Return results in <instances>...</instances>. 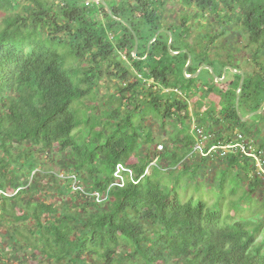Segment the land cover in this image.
Segmentation results:
<instances>
[{"label": "trees", "instance_id": "16d2710c", "mask_svg": "<svg viewBox=\"0 0 264 264\" xmlns=\"http://www.w3.org/2000/svg\"><path fill=\"white\" fill-rule=\"evenodd\" d=\"M168 1L181 7L178 22L164 21ZM103 2L106 7L96 0H0V225L7 224L5 233L0 232V264L30 259L34 264H264V241H256L262 223L222 226L219 212L201 201L182 202L176 185L170 189L160 179L163 166L196 157L195 132L185 124L187 100L176 91L197 106L206 103L203 96L229 105L218 110L210 104L204 112L203 118L216 128L209 146L232 142L223 129L232 135L245 126L234 106L239 75L228 70L230 78L226 75L222 82L208 70L194 79L183 76L188 55L187 75L204 65L219 79L225 67L240 70L210 57L215 38L232 26L242 29L256 47L251 59L259 67L244 73L239 113L246 116L264 107V0ZM207 14L219 24V32L214 33ZM159 30L171 34V46L162 32L147 53ZM232 35L224 37L223 48ZM130 76L133 83L115 94L123 101L128 93V109L123 116L107 118L111 131L104 134L105 123L86 111L83 101L99 89L103 77L125 84ZM169 89L173 92L163 93ZM79 106H85L88 116L76 138ZM260 116L264 119V113ZM145 117H156L162 127L167 118L173 119L177 131L162 152H154V133L145 127ZM209 123L199 127L211 128ZM53 152L61 154L57 170L40 169V158ZM155 157L157 164L144 176ZM198 158L193 170L182 165L178 176L186 172L193 179L204 171L208 157ZM219 161L254 170L255 177L264 179L251 157L229 152ZM117 164L129 167L139 182L112 186ZM72 179L82 182V194L73 191ZM93 193L104 194V200L96 203ZM58 197L75 202L57 204ZM4 236L8 243L3 250Z\"/></svg>", "mask_w": 264, "mask_h": 264}, {"label": "rangeland", "instance_id": "374dc122", "mask_svg": "<svg viewBox=\"0 0 264 264\" xmlns=\"http://www.w3.org/2000/svg\"><path fill=\"white\" fill-rule=\"evenodd\" d=\"M97 1V0H96ZM167 8H170L169 12L165 13L164 21L165 23L168 22H178L177 15L179 14L180 5L168 1ZM182 13V12H180ZM208 21L212 25V30L214 33L219 32L220 26L217 22H215L214 18L206 15ZM3 18V15L0 14V20ZM202 23H206L205 21H202ZM236 33L233 34L232 33ZM232 35L229 41V45H225L226 47H222V41L224 37H229L230 34ZM214 46L212 47L210 57L211 59H218L223 62L230 61L231 63L235 64L240 68V72L243 74L245 72H258L259 67H257V64L253 62V59L251 54L256 49V47L249 43L248 37L246 33L240 29L236 28L235 26H232L231 29L227 31V33L224 36H220L215 38L213 41ZM261 60L264 61V55L261 57ZM131 73L133 72V69L129 68ZM228 71V70H227ZM226 71L227 79L230 78V73ZM231 72V71H230ZM223 73V71H222ZM233 73V72H232ZM135 75V73H134ZM133 76V75H132ZM128 79L125 84L120 82L116 77H103L102 80L99 83V89L96 90L92 96L84 99L83 105L87 106L86 111H89V113L93 112L95 117L101 124L103 125V131L104 134H107L111 131V128L109 126H106L107 123H111L107 121V118L114 119L116 114L123 116L127 109H128V103L125 100L128 98V93H123L124 100L121 101L117 97H115V94L122 93V89H125L128 85L133 83V80ZM189 76V75H187ZM206 80V79H205ZM152 83V80L148 82V84ZM222 89V85H220ZM139 91L144 92L142 88H138ZM169 93L173 92L171 89L163 91V93ZM177 92V97L179 99L185 98L187 100V110H188V118L185 120V124L190 126V129L193 131L194 126H199L202 123L208 125V119L203 118L205 115V110L208 109L209 105L213 104L215 109H222V108H229V105H225L222 101H220L217 97H213V99H205V97H202L201 102H206L203 106H197L195 105V100L189 99L187 96L184 97V94H180V91ZM117 98V99H116ZM144 99V95L141 97ZM184 100V99H183ZM162 104V103H161ZM85 106H79L78 115H79V122L81 123L85 117L88 116L85 113ZM96 109H94V107ZM212 106V109H213ZM144 111L147 110V107H143ZM149 109V108H148ZM184 113V112H183ZM217 113H214L213 116L215 118V115ZM156 116V115H155ZM246 117V116H242ZM138 120L142 119V116L140 114L137 115ZM173 119L167 118L165 120V125L162 127L161 123L158 122L156 117H145V127H149L153 133H154V142L157 144H161L162 146L168 142L170 136H174V134L177 131V128H172L171 121ZM167 122V123H166ZM244 123V127L241 129H237L233 131L232 135L229 130H224L222 132V135H226L225 138L234 139L237 134H241L244 137V141L250 145V150L257 154V152H260L257 154V158L260 159L261 162L259 163V166L255 163L256 168L258 171L264 175V119L263 116L255 115L251 117L249 120H247ZM81 126L74 132V136L77 138L81 131H83V128L85 127L84 123L80 124ZM209 123V127H213V131L209 132L208 129L211 128H205L204 133L207 135L211 133V136L213 137V134H215L216 128L215 126ZM208 130V131H207ZM147 131V129L145 130ZM245 131L250 132V135L248 137L247 133ZM191 132V131H190ZM192 133V132H191ZM194 133V131H193ZM192 133V134H193ZM230 134V135H229ZM195 138V133L193 134ZM208 140H212L211 137H209ZM240 141V140H238ZM252 141V142H250ZM208 144V143H207ZM172 147L170 148V150ZM193 149V148H192ZM193 151V150H192ZM180 152H178L179 154ZM193 156L190 160L185 159V162L183 161V164L179 163L175 166L169 167L163 166L164 171L161 172V183L164 184L166 187L172 189L175 185V191L177 193V196L182 202H186L191 200L192 203L197 202H204L206 207L211 211L219 212L222 218L221 225L224 226L225 224L229 222L234 221H247V224H255L260 225L263 224V227L260 229V232L256 236V241L259 242L264 241V179L261 181L262 178H257L254 176V170L248 169L244 170L243 168L239 167H231L228 166V164L223 163L222 158H219L218 151L216 154H212L209 156L207 160V167L204 169V171L197 172V174H194L193 179L191 176H189L186 172L178 176V172L182 171V165H185L186 167H189L190 170H193L196 163H198V157L199 154L195 151L192 152ZM182 155L183 152L181 153ZM180 154V155H181ZM198 156V157H197ZM61 154L57 152L50 153L47 157H41L40 158V166L42 170H48L49 169H55L57 170L58 165L57 161L60 159ZM142 157V154L141 156ZM190 157V156H188ZM135 158H132L130 160L135 161ZM157 164V163H155ZM168 164V163H167ZM151 167L147 169V174H150ZM59 178H62L64 176L63 171H59ZM45 181L42 180L41 183L43 184ZM78 182L77 184L82 186V182ZM61 184H64L60 182ZM50 185V181L47 183ZM251 184V187L250 186ZM0 185L2 187V182L0 181ZM255 187V188H254ZM43 188L39 189L42 190ZM40 197L43 196V194L39 195ZM59 196V195H58ZM44 201H47V199H44ZM53 201V200H51ZM50 201V202H51ZM48 202V203H50ZM57 204H60L62 202L65 203H72L75 202V200H70L68 198L64 197H58L57 200H55ZM55 204V205H57ZM7 224L0 225V232L5 233L4 230L7 229ZM14 225L12 224L9 229H12ZM248 227V226H247ZM250 230L251 228L248 227ZM263 232V233H262ZM262 236V237H261ZM2 237V236H1ZM8 240L7 237L4 236V241H2L1 246H3V250L5 246L7 245ZM263 250H264V244H263ZM11 258V256H9ZM13 258V257H12ZM21 264H34L35 260H29V261H22L20 260ZM40 264H47V263H40Z\"/></svg>", "mask_w": 264, "mask_h": 264}, {"label": "built area", "instance_id": "2783aa9c", "mask_svg": "<svg viewBox=\"0 0 264 264\" xmlns=\"http://www.w3.org/2000/svg\"><path fill=\"white\" fill-rule=\"evenodd\" d=\"M193 131L195 132V143L193 145V151L198 153L201 157H209L212 154H216L217 151L219 152L218 155L220 157L225 156L229 152H233L235 154L239 153V154L253 158L255 163L258 166H259V163L261 162L260 159L257 158V154H259L260 152L256 151L257 154L253 153L250 150V145L248 146L249 143L248 142L246 143L244 141V137L241 134H237L234 139H231L232 142H230L226 145L222 146L220 144H211L209 146L208 144L211 142V140H208V139H209V137L212 138L211 134H210V136H209V134L207 135L206 133H204L205 129L203 127H199V126H194ZM238 140H240V141H238ZM250 142H252V141H250ZM155 150L158 152L162 151L163 150L162 145L157 144L155 146ZM261 164H262V162H261ZM123 172H129L130 173V171L127 170L123 165L118 164L116 166L114 177L116 179L122 181V177H123L122 173ZM72 189L75 193L82 194L84 192L82 190L81 186L76 183L75 179H73ZM92 198L94 199V201L96 203H101L104 200L105 195L93 193Z\"/></svg>", "mask_w": 264, "mask_h": 264}, {"label": "water", "instance_id": "95a60500", "mask_svg": "<svg viewBox=\"0 0 264 264\" xmlns=\"http://www.w3.org/2000/svg\"><path fill=\"white\" fill-rule=\"evenodd\" d=\"M97 1L100 2L102 5H104V6L106 7V5H105V3L103 2V0H97ZM107 11L110 12L108 9H107ZM162 32H165V31H164V30H159V31L156 33V36H155V37H154V38L148 43L147 53H148V51H149V45H150V44L154 41V39H155L160 33H162ZM165 33H167L168 36H169V44H168V48H169V47L171 46V44H172V36H171V34H170L169 32H165ZM136 51H137V42L135 43V47H134V50H133V53H132L134 57H135V55H136ZM168 52H169L171 55H178V54H179V52H178V53H173V52H171L170 49H168ZM183 52H185V50H184ZM135 58H136V57H135ZM190 63H191V57H190V55H188V62H187V64H186L185 68L183 69V76L185 77V79H194V78H197V77L199 76V74H200L203 70H208L216 82H222V81L225 80V78H226V75H225V74H226V71H227V70H229V71L233 72L234 74H237V75L240 76V82H239V85H238V89H237V91H236V100H235V104H234V106H235V111H236L238 117L240 118L241 122H246V121L249 120L251 117H253V116H255V115H261V114L264 113V107H263L262 109H260V110L254 111V112H252V113L246 115V117H242L241 114L239 113V109H238L239 92H240V89H241V87H242V83H243V80H244V74H243L242 72H240V71H235V70H233V69L230 68V67H225V68L223 69V78L219 79V78H217V77L215 76V74H214V72H213V68H212L210 65H204V66L200 67V68H199L194 74L187 76L186 71H187L188 67L190 66Z\"/></svg>", "mask_w": 264, "mask_h": 264}, {"label": "clouds", "instance_id": "9594fccd", "mask_svg": "<svg viewBox=\"0 0 264 264\" xmlns=\"http://www.w3.org/2000/svg\"><path fill=\"white\" fill-rule=\"evenodd\" d=\"M156 146V145H155ZM155 146H154V152H158V151H156L155 150ZM163 151V150H162ZM162 151H159V152H162ZM157 161H158V158L157 157H155L151 162H150V164H149V166L147 167V169L149 168V167H153V166H155L156 164L155 163H157ZM118 165V164H117ZM116 165V166H117ZM120 165H123L127 170H129L130 171V173L129 172H123L122 173V181H120V180H118V179H116L115 177H114V174H115V171H114V173H113V178H114V183H113V185L112 186H118V187H120V188H122L123 186H124V184H125V182L126 181H130V182H132L133 184H137L138 182H139V180H135V178H134V175H133V172H132V170L129 168V167H127V166H125L124 164H120ZM116 166H115V170H116ZM147 169L145 170V172H144V176L145 175H149V174H147ZM151 172V171H150ZM143 177V176H142ZM141 177V178H142ZM141 178H140V180H141ZM72 181H73V179H72ZM75 181H77L76 179H75ZM73 183V182H72ZM76 183H78V182H76ZM71 186H72V184H71ZM81 188H82V186H81ZM82 190H83V188H82ZM84 191V190H83ZM0 193H1V191H0ZM2 194H4V193H2Z\"/></svg>", "mask_w": 264, "mask_h": 264}]
</instances>
